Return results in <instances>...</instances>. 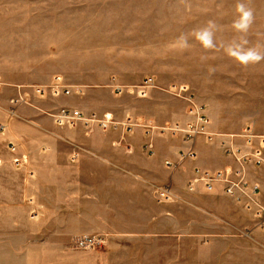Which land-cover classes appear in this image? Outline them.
<instances>
[{
	"label": "rangeland",
	"instance_id": "374dc122",
	"mask_svg": "<svg viewBox=\"0 0 264 264\" xmlns=\"http://www.w3.org/2000/svg\"><path fill=\"white\" fill-rule=\"evenodd\" d=\"M238 2L0 0V264H264L248 195L188 189L196 168H230L264 197V165L228 151L248 146L245 129L264 130V60L245 66L224 51ZM243 2L254 16L247 47L264 52V0ZM209 20L220 26L215 49L192 35ZM63 106L118 126L59 125L52 112ZM197 110L213 139L145 132L187 125ZM189 146L198 158L181 161ZM200 146L206 164L225 167L201 165Z\"/></svg>",
	"mask_w": 264,
	"mask_h": 264
},
{
	"label": "built area",
	"instance_id": "2783aa9c",
	"mask_svg": "<svg viewBox=\"0 0 264 264\" xmlns=\"http://www.w3.org/2000/svg\"><path fill=\"white\" fill-rule=\"evenodd\" d=\"M148 80V79H147ZM153 80V79H152ZM149 84V82H148ZM151 85V84H150ZM150 85H146V88ZM63 86V85H62ZM74 86L67 87L66 93L72 94ZM76 93L81 94L83 93V89L80 87H76ZM200 112V110H197ZM53 117L55 118L57 124L59 125H70L74 126L78 122L84 121V123L87 126L94 125V127H97L101 130L107 131L109 129H112L113 127L118 126L117 120L114 119H108L103 117H88L81 109L79 108H72L69 106H63L57 109L56 111L52 112ZM208 118L205 114L200 112L199 116L195 120H191L187 125L177 123L176 127L173 128H162L158 126L148 125L146 127V134L148 136H153L154 133H161L164 132L172 133L173 136H175V133L179 134L182 132L187 133V143L195 142L197 138L201 135H204L208 139H213L214 134H210L207 130V123ZM127 128L133 129L132 124H126ZM210 126V125H209ZM242 136L246 137L247 145L246 148L244 147H234L231 146V148L228 151H231L234 156L237 157V160L240 163L244 162H251L256 165H264V155L261 152V149H264V130L260 135H257L256 133L252 132L250 128H247L244 130V133ZM255 138L260 140V147L255 150H251V145L253 144ZM224 144V143H223ZM10 146L16 150L17 145L15 143L11 142ZM149 153H154V145L152 141L147 142L143 146ZM187 149L181 151L180 160H188L192 159L195 160L198 158L197 149H194L193 146L186 147ZM80 156V153L74 152L73 153V159H77ZM25 159V158H24ZM26 161V160H25ZM166 164L169 167H172L175 165V162H172L170 160H166ZM231 169H221V170H204L199 168H196L194 171V176L189 179L188 182V189L191 191H195L199 185H202L207 191L210 192H217L220 191L221 193H224L230 197L243 199L245 195L249 196L248 199V207L255 211L256 213V219L259 224H264V197H261V186L257 182H252L246 179V176L243 175L242 170H236L235 174L236 176L233 177L234 174H231ZM163 195L165 197L167 194L172 196V193L170 194L169 190L162 189ZM83 243H89V244H95L97 242L96 237H86L83 240H81Z\"/></svg>",
	"mask_w": 264,
	"mask_h": 264
},
{
	"label": "clouds",
	"instance_id": "9594fccd",
	"mask_svg": "<svg viewBox=\"0 0 264 264\" xmlns=\"http://www.w3.org/2000/svg\"><path fill=\"white\" fill-rule=\"evenodd\" d=\"M236 10L239 13L238 17L233 21V29L238 34L236 39L224 45V51L242 65L255 64L264 60V52L257 47H247L246 39L249 29L251 28L254 16L252 10L241 0L236 5ZM219 25L209 20L204 27L194 29L193 37L205 49L217 48L216 32L219 30ZM177 43L180 48L187 49L189 47V37L187 34H181L177 38ZM210 71H214L210 69Z\"/></svg>",
	"mask_w": 264,
	"mask_h": 264
},
{
	"label": "crops",
	"instance_id": "0c3cea01",
	"mask_svg": "<svg viewBox=\"0 0 264 264\" xmlns=\"http://www.w3.org/2000/svg\"><path fill=\"white\" fill-rule=\"evenodd\" d=\"M94 129H97V130H100L99 128H97V127H95ZM131 134H134V131H132L131 132ZM145 135V134H144ZM145 138V136L143 137V139ZM142 139V140H143ZM145 139H147V137L145 138ZM141 140V142H143V143H141L142 144V148H143V146L147 143V142H149V141H151V140H144V141H142ZM171 141H175V140H171ZM135 142H137V138H135L134 139V143ZM152 142L154 143L155 141H153L152 140ZM134 143H131V145H132V148L134 147ZM201 143V142H200ZM203 144H201V145H204V142H202ZM155 144V143H154ZM171 144H175V142H173V143H171ZM157 145V147H155V150H157L158 151V153H160L161 154V149H160V147H159V143H157L156 144ZM180 145H181V143H180ZM199 146H197V148H198ZM214 147V149H218L219 147H218V145H216V146H213ZM131 148V149H132ZM158 148V149H157ZM200 149H201V146H200ZM219 150V149H218ZM167 151V149H165V152ZM200 151V150H199ZM220 152H222L221 150H219ZM158 153H156L154 156H150V158H152L154 161H153V163H157L156 162V158L158 157ZM200 153H202V154H200V156L202 155V158H201V160H200V164L201 165H203V166H208V167H212V168H220V167H225V165H222L220 162L219 163H217V164H215V163H205L204 162V160H203V158H204V156H205V154H204V152H203V150L201 149V151H200ZM223 153V152H222ZM222 155V154H221ZM223 156V155H222ZM173 157H175V153L173 154ZM155 158V159H154ZM227 161H228V163L230 164V163H233V160L231 159H229L228 157H227V159H226ZM110 162V161H109ZM91 163L93 164V162L91 161ZM148 163V162H147ZM96 164V163H95ZM172 170H173V168H171ZM188 172V171H187ZM190 172V171H189ZM93 173V172H92ZM183 173V172H182ZM183 174H186V173H183ZM94 175V174H93ZM96 179L98 178L97 176H94Z\"/></svg>",
	"mask_w": 264,
	"mask_h": 264
}]
</instances>
